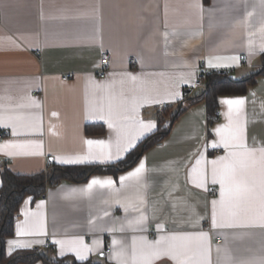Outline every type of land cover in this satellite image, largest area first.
I'll list each match as a JSON object with an SVG mask.
<instances>
[{"label": "crops", "instance_id": "0c3cea01", "mask_svg": "<svg viewBox=\"0 0 264 264\" xmlns=\"http://www.w3.org/2000/svg\"><path fill=\"white\" fill-rule=\"evenodd\" d=\"M262 49L264 0H0V115L22 118L16 122V135L11 123L0 126L5 137L0 145H42V154L0 151V187L3 170L32 176L46 172L51 164L117 162L155 132L161 113L171 114L203 93L193 86L202 69L227 71L240 80L260 72ZM102 52L112 62L100 79ZM130 58L136 60L134 66ZM98 84L108 85L107 93L97 89ZM110 94L117 104L122 94L124 115L130 119H117L114 128L104 120L86 119V111ZM235 98L245 100L238 117L235 111L233 117L243 124L246 143L264 146L260 75L243 95L218 97L217 121L210 127L206 103L189 106L161 145L147 150L132 169L116 176L93 174L85 182L62 180L47 187L44 196L25 197L13 217V235L5 240L4 252L38 248L69 264H131L133 238L139 248L143 240L203 231L208 234L210 264H264V228L211 225L219 185L212 184L210 161L225 155L223 147L212 144L219 141L215 129L228 124L229 109L222 101ZM162 104L168 108L159 110ZM135 121L154 127L143 130ZM85 140L104 141L111 160L101 162V153L109 148L99 145L91 149L97 158L89 156ZM118 142L127 147L119 155ZM86 156L79 163L61 162ZM141 162L140 175L121 182ZM200 171L207 172L203 187L194 182ZM94 179H110L113 184L87 190ZM141 215L146 219L137 224ZM41 224L43 233L38 231ZM18 225L29 234L18 236ZM77 239L91 249L83 258L71 243H55ZM9 241L16 243L10 246ZM121 250L124 256L117 257ZM154 264L174 262L161 258Z\"/></svg>", "mask_w": 264, "mask_h": 264}, {"label": "snow or ice", "instance_id": "6c2138e0", "mask_svg": "<svg viewBox=\"0 0 264 264\" xmlns=\"http://www.w3.org/2000/svg\"><path fill=\"white\" fill-rule=\"evenodd\" d=\"M264 50V49H262ZM131 80L135 81L137 77L131 76ZM97 89L107 93L108 85H95ZM178 95V93H176ZM117 97L114 94L101 96L99 102L91 109L86 111V119H100L107 122L109 128L116 127L117 119H130L124 115V99L121 94L119 103H116ZM107 101V103H105ZM222 103L228 106V124L215 129L219 141L212 144V147H223L225 155L218 157L211 163V181L212 184L219 185V200L212 201L211 225L217 227H260L264 228V146L259 148L249 147L244 136V127L239 119H234L235 111L237 117L241 106L244 105L243 98L226 99ZM135 111V108H133ZM55 115V113H53ZM22 118L19 116H4L0 115V126L8 127L11 123L13 135H16L17 123ZM143 130H150L154 127L153 124H144L143 121H135ZM84 143L89 148V156H92L91 149L93 145H99L101 148H109L106 153H101V162L110 161L112 152L110 146L106 145L102 140H85ZM130 146V144H129ZM40 144L24 143L14 144L7 143L0 145V151L8 150H23L28 154H42L39 149ZM29 150H32L29 152ZM127 147H121L119 142L116 146L117 155L120 152L126 151ZM7 155L14 154L8 151ZM89 157H78L72 160H63V163H79ZM93 159L97 157L92 156ZM200 160L197 164H200ZM144 170V164L141 162L133 172H130L127 177H121V182L137 177ZM195 171V170H194ZM207 178L206 171L197 173V178L194 181L197 187H203ZM113 181L108 180H92L87 190H91L98 185L101 188H110ZM146 217L141 215L136 223H142ZM39 233H43V225L38 229ZM29 234L22 232L20 226H17V235ZM208 234L201 231L196 234L185 235H169L161 236L155 242L143 240L137 247L136 240L133 238V247L131 252V264H154V261L161 258H168L174 264H210L209 249L206 247ZM9 245L16 243L9 241ZM62 247L65 243H71L74 246V251L78 258H83L84 252H89L84 246L82 239H77L71 242L55 241ZM118 241H113L117 244ZM63 254V253H62ZM124 251L115 253L117 257H123ZM121 264H124L122 261Z\"/></svg>", "mask_w": 264, "mask_h": 264}, {"label": "trees", "instance_id": "16d2710c", "mask_svg": "<svg viewBox=\"0 0 264 264\" xmlns=\"http://www.w3.org/2000/svg\"><path fill=\"white\" fill-rule=\"evenodd\" d=\"M207 1V0H205ZM259 73L251 74L246 78L236 80L227 71L219 74L209 73L206 78L207 90L200 96L189 100L186 106L178 105L171 114L163 112L158 116L157 128L154 133L146 136L122 159L115 163L90 166H57L51 164L46 172L33 174L32 176L14 175L9 170H3L0 187V264H34L40 261L42 264H69L64 260L51 257L48 253L34 248L32 250L15 252L7 255L4 252L5 240L13 235V217L19 210V204L25 197H41L45 195L47 187L56 186L62 180L71 182H85L93 174L118 175L128 171L139 162V159L147 150L161 145L170 134V129L179 115L184 113L189 106L197 103H206L207 125L210 127L217 121L215 110L218 107L219 96L243 95L247 87L255 83V79L264 75V53ZM90 126L86 133L90 132ZM72 264H91L72 263Z\"/></svg>", "mask_w": 264, "mask_h": 264}, {"label": "built area", "instance_id": "2783aa9c", "mask_svg": "<svg viewBox=\"0 0 264 264\" xmlns=\"http://www.w3.org/2000/svg\"><path fill=\"white\" fill-rule=\"evenodd\" d=\"M132 63V65L134 66L135 63H136V60H134V58H130L129 59ZM99 61H100V70H99V78H104L106 75L105 73L110 69L111 67V60H110V56L107 52H102L100 54V58H99ZM219 70H214V71H206L205 69H202L201 73H200V76L198 77V79L194 82V87L196 88H200L203 92L207 90V86H206V78H207V75L209 73H215L216 75L219 74ZM63 81H66L67 80V77H64L62 79ZM168 108V104H162L158 107L159 110H163V109H167ZM218 111L215 110V115H217ZM4 133L0 134V143L2 142V140L4 139ZM207 229V228H206ZM156 236V233H153L151 232V238H154ZM216 243H219L220 242V239L219 238H216L215 240ZM44 249L45 250H48L49 249V245L48 244H45L44 246ZM106 252H109V249L106 251Z\"/></svg>", "mask_w": 264, "mask_h": 264}]
</instances>
